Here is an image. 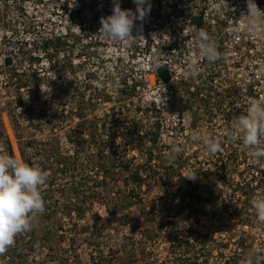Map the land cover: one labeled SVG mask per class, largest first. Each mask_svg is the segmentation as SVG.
Returning <instances> with one entry per match:
<instances>
[{"label":"rangeland","instance_id":"obj_1","mask_svg":"<svg viewBox=\"0 0 264 264\" xmlns=\"http://www.w3.org/2000/svg\"><path fill=\"white\" fill-rule=\"evenodd\" d=\"M113 6V0H0V121L16 159L47 173L40 189L44 212L16 236L23 251L14 264H107L123 256L122 244L138 252L147 244L152 264H172L180 248L185 264H235V257L246 264L253 248L264 264V225L257 224L252 207L254 199L264 197V182L255 191L240 186L257 176L258 163L252 161L253 149L235 134L238 113L219 98L225 87L192 93L208 79L202 76L206 71L196 80L188 77L189 67L177 70L168 87L159 84L148 68L149 57L135 51L138 43L123 47L99 35L100 21L113 14ZM7 56L12 67L5 66ZM63 87L65 95L57 92ZM50 117L60 123L54 125ZM153 128L160 135L152 163L136 149L122 158L132 169L144 165L148 170L146 185L135 188L123 165L113 168L111 152L138 144V130ZM206 138L221 142L211 162ZM172 147L181 153L180 164L169 157ZM0 153L8 155L2 140ZM103 162L110 168L107 174L99 168ZM178 174L196 177L191 190L210 203L179 201L170 180ZM132 189L140 199L125 200ZM116 202L122 209L112 216ZM223 203L231 205L232 219L218 226L214 212ZM154 205H166L170 216L151 215ZM160 226L183 244L173 246L168 234L143 238ZM6 251L0 264L8 262Z\"/></svg>","mask_w":264,"mask_h":264},{"label":"built area","instance_id":"obj_2","mask_svg":"<svg viewBox=\"0 0 264 264\" xmlns=\"http://www.w3.org/2000/svg\"><path fill=\"white\" fill-rule=\"evenodd\" d=\"M119 3L124 10L135 12L133 0H119ZM255 3L264 10V0ZM247 4L248 0H151L150 14L144 21L136 22V33L143 37L139 38L135 51L149 57L148 68L159 84V68H168L174 80L178 78L177 70L188 67L189 57L196 58L200 71L207 72L202 75L204 81L208 79L206 84L224 86L219 98L231 101L235 113L245 115L250 100L264 102V24L257 35L247 31L242 18L248 13ZM200 29L209 33L221 53V59L215 63L198 54L196 33ZM233 30L238 31V37ZM163 51L174 59L160 55Z\"/></svg>","mask_w":264,"mask_h":264},{"label":"clouds","instance_id":"obj_3","mask_svg":"<svg viewBox=\"0 0 264 264\" xmlns=\"http://www.w3.org/2000/svg\"><path fill=\"white\" fill-rule=\"evenodd\" d=\"M133 2L136 5L135 12L122 10L119 0H113V14L100 21L102 27L99 35L102 39L123 47H131L143 37L139 32L133 35V29L137 21H144L150 14L151 0ZM247 7L248 13L242 18L245 19L247 31L257 35L262 31L261 24H264V10L257 7L255 0H248ZM233 33L238 37L237 30H233ZM196 41L199 56L205 57L209 63L221 59V53L205 29L197 31ZM189 60V71L186 75L196 80L200 68L197 66L196 58L189 57ZM233 127L242 144L253 149L251 152L253 163L264 166V147H261L264 145V102L250 100L246 114L239 116L233 122ZM204 143L210 154L222 150L221 142L217 139L206 138ZM190 179L194 180L196 177ZM46 180L47 173L41 168L22 164L16 158L0 153V254L14 245L18 234L30 230L37 214L44 212L45 202L40 189ZM252 207L255 209L257 224L264 225V197L254 199ZM261 254L256 248L250 249L246 264H261L258 259Z\"/></svg>","mask_w":264,"mask_h":264},{"label":"trees","instance_id":"obj_4","mask_svg":"<svg viewBox=\"0 0 264 264\" xmlns=\"http://www.w3.org/2000/svg\"><path fill=\"white\" fill-rule=\"evenodd\" d=\"M72 21L77 26L82 25V21H80L79 18H73ZM57 39H59V38H57ZM57 39L53 38L52 40L55 41ZM4 63H5L6 67H12L13 66V58L11 56H7L4 60ZM157 74H158V78L161 81V84L170 85L172 83L174 75H173V72H171L168 68H165V67L159 68L157 70ZM206 87L208 89H206ZM218 87L215 85H207V84L201 83L200 87L198 86L197 90L192 91V93L193 92L198 93L199 91H202V92L205 91L208 93V92H212L213 89L218 90ZM64 89H65L64 87H63V90H60L58 88L57 92H60V93H62V95H65L66 93H65ZM37 92H38V90H37ZM55 93L56 92H54L53 96H51L54 101H56L58 98V95H57L58 93L56 95H55ZM221 100H223V99H221ZM223 102H226V104L231 103V101H225V100H223ZM177 103H180V102L177 101ZM174 106L175 105L173 104V107ZM44 112H45V109H44ZM240 115H242V113L239 114V116ZM51 119H52V121L55 122L54 125L56 123H60V119L57 117L56 118L53 117ZM159 135H160V133L155 128L148 129L145 132L138 130L137 136L139 138L138 141L141 145H139V143L134 144V145H131V143H126L125 146H122L121 148H119L120 146H118V148L112 149L113 151L111 152V155L116 157L113 168H115L116 166H119V165L120 166L123 165V168H125L127 170V172L129 173V179L128 180L131 181L132 184L135 185V188H137V186H138V188H143V186L146 185V182H148V176H149L148 170L146 169V167L144 165L136 166L135 169H132L131 166H128L127 164H125L127 161L122 162V158H124V156L127 155L130 151L136 149V150H139L143 154L145 152L146 153L145 156L147 158V163H149V162L152 163L154 161V152H155L153 148L156 147V144L159 140L158 139ZM225 137L227 139V136H225ZM0 140L4 141L5 144H7L8 155L16 158L14 155L12 143L10 142L9 138L7 137V134H6L5 128H4V124L1 121H0ZM216 154H211V157H209L210 162H211V160L212 161L214 160ZM160 155H162V154H160ZM170 156H172V159H174L173 163H175V164L181 163V153H174L173 147H172V150H171L169 157ZM217 158H219V157H217ZM130 164H132V162ZM99 168H100L101 172H103V171L105 172L104 174H107V172L110 171V168H107V164L105 162L100 164ZM111 168H112V166H111ZM172 168L174 169V166ZM256 173H257V176H254V177L252 176L253 177L252 180L248 181L249 184H248V182H246L245 186L244 185L242 186V184L240 186L241 187H249V188H251L252 191H255L257 188L262 187V184L264 182V168H262V164L258 163V171ZM175 178H176V182L174 181ZM170 180L173 181L172 183L174 184V186L177 187L178 198L180 199L179 201H181L182 203H184L186 200H190V199L193 200V202L202 203V205H205L206 203H208V204L210 203L209 199H207L205 197L203 198L201 195L196 193V190H195L196 188L194 189V191L191 190V187H193V182L191 179L184 177L183 174L173 175ZM251 181H253V182H251ZM136 193H137V189L130 190L128 193V194H130V197L128 199H125V200H129V199L132 200V198L138 199L139 196ZM117 204L118 203L116 202L114 205V206H117L116 209L114 211H112V210L110 211L111 212L110 214H112V216L117 214V212H116L117 210L122 209L121 208L122 206L120 207ZM230 206L231 205H229V204L223 203V205H221V209H218L219 212H214L215 216L218 214V217H217V220L219 222L218 226L222 225V224H227L231 221L232 217H231V214L229 213V210H228ZM166 207H167L166 205L163 207H162V205H160V206L154 205L149 213L151 215H154L155 217H157L158 213L161 212L160 216H162V217L167 216L168 217V216H170L171 212L168 211V209H166ZM182 210L183 209H180L177 212V215H181ZM149 213L146 214L147 218L149 216ZM235 226H236V224H234V222H233L232 227L230 228V232L235 228ZM160 227L161 228H158V230L155 229V233L154 232L151 233L150 231H147V233H146L147 235H144L143 238L146 240L149 236V239L151 240V239H153L154 236H159V235L161 236V235H165V234L169 233L168 227H165V228L162 226H160ZM169 238H171L170 241H171V244H173V246H175L178 243L183 244V241L181 238H178L174 235L173 236L169 235ZM16 243H18V242H15L14 245L11 246L10 248H8L6 251L7 252L6 258H8L7 264H14L16 256L20 257L22 254L21 252L23 250H20L19 246L16 245ZM185 244H187V243H185ZM144 245H145L144 248L139 250V252H138L137 250L135 251V249H133V247H126V246L123 247V244H122L121 247H122L123 251H122L121 247H120V251L122 252L123 256L112 257L110 259V261H108L107 264H139L140 262H142L143 264H152L151 259H150V253L147 252V249H146L147 244H144ZM141 247H142V245H141ZM177 247H179V246H177ZM180 247H181V245H180ZM206 247L207 246L204 245V248H206ZM242 247H246V246L242 245ZM21 249H23V248H21ZM179 250H181V251H177L178 253L177 252L174 253L175 257L173 258L174 261H172V264H185L187 259L182 256L184 254V251L182 250V248H180ZM204 251H206V250H204ZM200 253H201V251L198 252V254H200ZM124 254H125V256H124ZM177 254H179L180 256H178ZM207 254L208 253L206 252L205 255H207ZM92 260L93 261L96 260V257L94 255H92ZM234 260L236 261V262L234 261L235 264H243V263H241L243 261H242V259H240V257H235Z\"/></svg>","mask_w":264,"mask_h":264}]
</instances>
